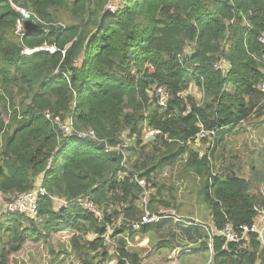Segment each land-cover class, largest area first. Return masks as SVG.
Segmentation results:
<instances>
[{
    "label": "trees",
    "instance_id": "obj_1",
    "mask_svg": "<svg viewBox=\"0 0 264 264\" xmlns=\"http://www.w3.org/2000/svg\"><path fill=\"white\" fill-rule=\"evenodd\" d=\"M110 1L0 0V207L31 190L40 176L47 193L63 201L55 209L49 196L41 197L36 219L0 213V264H14L10 256L24 243L47 244L64 230L82 264L110 260L106 235L115 242L118 264H139V255L126 248L136 233L130 222L144 207L189 216L183 207L194 196L216 229L231 225L243 235L241 226L255 224L264 230V198L250 192L235 165L216 168L213 150L200 153L193 146L201 130L214 134L264 113V46L258 41L264 0H112V12ZM216 63L228 67L215 69ZM191 83L202 93L198 100L178 95ZM156 86L170 93L164 108L149 95ZM54 117L71 118L69 135ZM149 129L157 133L144 141ZM87 130L94 138L78 135ZM179 163L178 176L191 183L183 198L171 176H158ZM181 229L192 243L203 238L198 245L210 264H264L262 231L225 241L202 229ZM166 230L176 236L169 223L138 232L152 231L157 247L173 249ZM175 258L170 264L180 263Z\"/></svg>",
    "mask_w": 264,
    "mask_h": 264
},
{
    "label": "rangeland",
    "instance_id": "obj_2",
    "mask_svg": "<svg viewBox=\"0 0 264 264\" xmlns=\"http://www.w3.org/2000/svg\"><path fill=\"white\" fill-rule=\"evenodd\" d=\"M111 1L106 5V8L112 12L116 5ZM64 18H66L65 14ZM187 91L197 100L202 96L199 88L193 83L190 84ZM122 138H126V132L122 134ZM125 142L128 146L133 144V141L129 139H125ZM193 146L200 153L213 150L212 161L216 168L221 165V167H224L229 163L235 165V172L248 180L250 192L264 198V113L257 114L255 112L248 120L238 124L237 127L217 130L213 135L207 136ZM180 164L175 165L171 172L168 169L162 170L158 173V176L162 178L171 176L177 188L178 197L183 198V196L191 194L189 192L191 183L178 176L181 170ZM185 183L187 184L186 187ZM0 198H3L1 193ZM52 200L55 209L63 203L56 197ZM190 205L183 207V210H191L192 214L187 216L183 213L182 216L199 219L207 225L210 219L207 218L205 209L196 202L195 196ZM2 208L3 205L0 207V213H2ZM181 228L184 227L180 226L178 231H175V237L169 236L168 230L165 232L166 240L173 244L171 245L172 248L174 247L173 249L166 246L157 247V238L154 237L152 231L144 237L136 232L131 239H128L126 248L129 251H135L139 255V264H170L169 260H172V256H176L174 263L179 258V264H205L210 257L207 258L208 255L204 254L199 248L198 243L203 238L200 237L196 243H192L189 241L187 232ZM193 228L201 230V227ZM171 232L170 230L169 233ZM192 232L194 233V231ZM261 233H264V230ZM70 234L71 232L68 230L59 231L48 240L47 244L40 241H28L23 244L18 252L10 256V260H13L14 264H82L84 257L70 246ZM89 238H92V236H89ZM107 244L111 255L110 260L104 264H118L115 256V242L111 239ZM190 245H195V249L189 248ZM61 250H65L66 253L54 257L53 254L61 252ZM186 250H189V252ZM166 260L167 263H165ZM129 264L132 263L129 262Z\"/></svg>",
    "mask_w": 264,
    "mask_h": 264
},
{
    "label": "built area",
    "instance_id": "obj_3",
    "mask_svg": "<svg viewBox=\"0 0 264 264\" xmlns=\"http://www.w3.org/2000/svg\"><path fill=\"white\" fill-rule=\"evenodd\" d=\"M16 10L21 14L23 19H29L30 18L31 14L28 13L26 10L20 9V8H16ZM34 17H35V19H37L36 16H34ZM15 30L17 33H20L22 31V24L20 21L17 22ZM258 41L260 44H262L264 46V31L260 34ZM44 48L49 49V50H53L52 47L49 48V47L45 46ZM37 49H39V48L32 49V50L25 49L24 53L28 54V53L36 51ZM189 51H190V47L186 46L184 49V52H189ZM213 67L215 69H218L220 67L227 69L228 65L226 63H223L221 65L219 63H216V64H214ZM259 90L262 93H264V83L259 85ZM186 94H189L188 91L183 92V93H179L178 95L181 98H183L186 96ZM149 95L151 97L156 98L157 104L162 108L166 107L167 101L170 98V93L163 86L154 87L153 89H151L149 91ZM45 116L49 118L48 113H46ZM53 120H54V122H56L59 125L60 130L63 132L64 135L70 134V132H71V118L66 119L64 122H61L59 117H54ZM156 133H157L156 130L149 129L146 132L143 140L147 141V140L151 139L153 137V135ZM78 135L81 138H83L85 136L94 138V134H93L92 130H87L85 132L78 133ZM209 135H213V132L210 133V132H206V131L201 130L200 132L197 133V135L194 139L193 145L198 144L200 139L207 137ZM188 143H189V141H188ZM105 150L106 151L107 150L120 151V148H119V146L105 145ZM124 161H125V159L122 160L123 163H125ZM139 184L143 185V182L139 181ZM45 196H49L51 199H54V196L49 195L47 193L46 189L43 187L42 178L40 176L38 178V180L36 181L35 186L31 190L16 193L14 196L10 197L9 201H5L3 203L2 212L23 213V214L28 215L29 217L36 219L37 218L38 201L40 200L41 197H45ZM142 201L144 204L145 203V197L142 198ZM83 206H84V208L88 209L89 211H91V212H93L99 216V213L96 211V209L89 202H84ZM159 223H169L172 226L176 227V231H178V227H180V226L184 227V228L201 227V229L204 230L208 236L211 234H213V235L215 234V235L221 236L223 239H225V241H237V240L243 238L244 234L247 231H253V232L257 231L258 232V231L263 230L261 227H257L255 224H253L250 228H248L247 226H241L240 228L243 231V235H239V233L231 225H227L222 229H216V227L211 222H208V224L206 225V224H204V222L200 221L199 219H193V218H189V217L178 215V214L166 213L163 215H158L156 213L150 212L145 207H144L140 217H138L134 221H131L129 224V227L131 228V230L133 232H138L145 225L159 224ZM111 232H112V230H110V229L107 230V234H111ZM109 240H110L109 235L108 236L106 235V242H108ZM209 246H210V244H209ZM209 262H210V259L208 260L207 264H210Z\"/></svg>",
    "mask_w": 264,
    "mask_h": 264
},
{
    "label": "crops",
    "instance_id": "obj_4",
    "mask_svg": "<svg viewBox=\"0 0 264 264\" xmlns=\"http://www.w3.org/2000/svg\"><path fill=\"white\" fill-rule=\"evenodd\" d=\"M241 123H242V122H241ZM239 176H240V175H239ZM194 246H195V245H190L189 248H193V249H195ZM187 252H189V250H187Z\"/></svg>",
    "mask_w": 264,
    "mask_h": 264
}]
</instances>
